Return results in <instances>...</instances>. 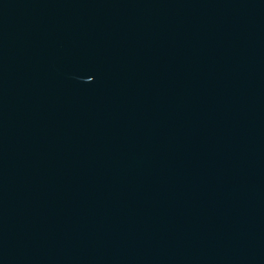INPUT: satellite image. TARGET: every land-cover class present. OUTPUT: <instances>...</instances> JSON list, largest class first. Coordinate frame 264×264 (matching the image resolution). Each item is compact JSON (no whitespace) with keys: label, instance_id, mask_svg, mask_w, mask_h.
Returning <instances> with one entry per match:
<instances>
[{"label":"water","instance_id":"1","mask_svg":"<svg viewBox=\"0 0 264 264\" xmlns=\"http://www.w3.org/2000/svg\"><path fill=\"white\" fill-rule=\"evenodd\" d=\"M0 264H264V0H0Z\"/></svg>","mask_w":264,"mask_h":264}]
</instances>
